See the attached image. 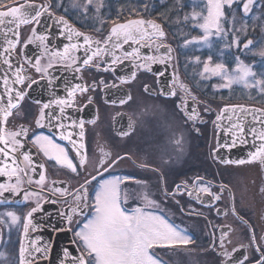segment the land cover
<instances>
[{
	"label": "flooded vegetation",
	"instance_id": "af4514ba",
	"mask_svg": "<svg viewBox=\"0 0 264 264\" xmlns=\"http://www.w3.org/2000/svg\"><path fill=\"white\" fill-rule=\"evenodd\" d=\"M189 1L191 0H102L103 6L97 13L96 6L101 0H93L85 13L83 6L86 0H78L77 7L73 6L74 0H35L36 3L45 5L50 2L51 13L57 17H64L77 31L90 36L93 40L104 41L112 27L133 19L155 21L162 26L166 35L155 42L145 40L141 41L140 45L131 41L124 44L122 50H116L123 63L111 65L112 58L109 55L97 57L90 65L83 67L79 61L73 64L71 60L56 58L52 60V66L47 67L50 62L49 55L33 37V28L38 34L47 36L46 43L52 51H62L65 45L80 43V51L69 49V55L80 60L84 57L83 37L73 35L72 40H68L69 32L65 27L50 25L47 14L41 17L39 25L33 23L21 27L20 43L15 52L20 60L21 75L27 77L24 84H20L26 95L20 108L14 110L4 127L11 131H18L21 125L28 128L25 151L32 155L37 166L39 163L44 164L46 180L43 185L36 184L38 174H33L28 168L26 169L28 176L32 177L33 182L24 183L22 188L39 195L29 196L27 201L23 200V192L20 195L5 192L4 196L0 197L11 201L8 204H0V213L15 211L22 217L20 223L13 225L11 229L7 224H0V252L8 254L10 264H18L25 223L23 217L31 208L37 207V201L40 209L46 204L57 209L69 225L82 251L74 233L78 222L82 224L91 218L92 209L85 208L86 215L71 213L73 220L71 223L68 222L66 216L70 214L69 210L77 205L75 190L85 178L90 179L88 173L97 174L98 164L102 158L108 159L111 163L119 156H124L125 159L119 160L108 172L99 169L103 175H97L92 184L97 185L112 175H132L148 181L153 198L160 203V208L153 211L163 215L179 229H183L194 241L186 247L157 249V255L167 264H222L225 258L219 253L225 250L231 253L234 248L238 249L233 253L234 259H243L247 256L245 264H257L262 258L264 191L261 189L264 188V168L259 164L225 165L213 159L212 152L217 147L218 136L223 129V109L232 105L264 109V93H261L260 89H252L245 97L236 91L223 92L216 87L215 78L208 80L200 75L198 65L192 63L193 58H190L187 51L183 52L186 49V46H183L184 40L198 34L195 29L197 23L184 19L185 16L190 18L191 10L185 4ZM16 2L21 4L24 0ZM43 22L45 25H42ZM182 30L188 31V37L185 39ZM29 38L34 42L28 44ZM113 41L115 42V38ZM161 42L171 46L173 58L167 63H152L151 72L136 67L142 63L141 60L134 62L122 55L123 51L139 48L141 56H162L166 49L162 47L157 50L155 47V43ZM146 43L151 46H143ZM38 57L41 67H47L46 73L37 72L32 66ZM29 60L32 63H29ZM109 66L115 71L104 70ZM76 67H81V70L75 71ZM132 71H136V79L131 83H121L120 78L128 77ZM161 72L163 75H158ZM33 80L37 82L32 83ZM181 83L188 87L189 93H185L180 87ZM77 85L86 86L88 91L81 93L76 89L75 104L65 105L63 116L58 105L53 104L46 109L43 121L46 126L38 127L35 121L39 118L43 103L69 99L68 93ZM144 85L149 86L148 92L144 91ZM170 91H175V95H168ZM127 94L132 96V100L120 105L119 100L125 98ZM193 108L198 113L196 120L188 119L186 114H191ZM49 113L52 117L61 116L60 122L66 125L67 131L72 132V139L76 141H79L77 135L79 129L72 121L78 122L81 119L85 121L84 143L89 164L80 169L79 176L56 165L54 161H49L39 148L31 143L34 134L51 136L56 143L65 147L69 155L76 158L74 162L78 163L79 158L75 149L67 140L60 139L59 132L63 130L47 126ZM217 116L221 119L217 120ZM92 120L96 121L95 124L89 122ZM249 121L250 128L255 127L257 131L264 128L259 122H253V117H249ZM52 123L55 124L57 121L53 119ZM130 123L133 130L129 135L122 136V132L129 130ZM19 139L23 140L24 137ZM178 140L179 144L176 143ZM223 149L229 150L221 148L217 156L223 157ZM105 152L111 155L104 157ZM16 155L23 167L21 154L18 152ZM140 164H148L150 167L147 170L142 169L139 167ZM40 171L44 170L37 167V173ZM53 181L56 183L53 184ZM7 182L8 177L0 176V183ZM177 185L181 186V191L176 190ZM202 186H209L211 193L220 195L221 199L215 200L213 195L200 192L199 188ZM57 188L67 189V192L55 191ZM164 189L168 193L175 192V195L164 196ZM189 191L193 193L191 196L188 195ZM93 197L94 193L90 187L87 200L89 205L92 204ZM16 201L21 203L17 204ZM79 203L83 206L85 201L81 200ZM253 230L256 236L255 243L251 240ZM222 231L228 232L225 249L219 247ZM240 245L244 247L241 248ZM256 245H260V251L256 250Z\"/></svg>",
	"mask_w": 264,
	"mask_h": 264
},
{
	"label": "snow or ice",
	"instance_id": "6c2138e0",
	"mask_svg": "<svg viewBox=\"0 0 264 264\" xmlns=\"http://www.w3.org/2000/svg\"><path fill=\"white\" fill-rule=\"evenodd\" d=\"M93 0H86V4L83 6V10L86 13L88 11V5H92ZM234 0H206L205 8L206 14L193 12L192 20L199 21L195 26L198 27L203 35L200 37H194L189 40L184 41V45L187 46L193 43H204L208 47H211L210 37L213 35H220L221 33H226L223 27L222 21L226 19L225 7L231 8ZM254 3V0H246L243 3V12L248 13L250 11V6ZM73 6H79L78 0H74ZM103 6L102 0L96 6V12L98 13L100 8ZM51 3L47 5L36 3L35 0H24V3H17L16 0H0V26L2 25H14V28H8L9 32H13L16 37L14 40H8V47L4 49L5 52L11 53V50L15 49L20 43L19 29L21 25L27 24H40L41 17L45 14L51 16L50 11ZM185 20L189 17L185 16ZM58 20L64 24L65 29L69 32L67 37L68 40H72L73 35L76 37H83L84 46V57L80 60L78 57L70 56L69 49L73 51H80V43H72L70 45H65L62 51H52L47 46V36L43 34H38L33 28L32 34L35 40H38L44 48V52L49 55V65L52 66V60L59 58L60 60H71L73 64L78 61L83 66H88L97 57L111 56V65L117 63H123L120 55H117V49H123L124 44H128L130 41L134 44L140 45L141 41H152L161 40L165 37V32L162 26L155 21H145L143 19H133L128 20L126 23L116 24V26L111 28L109 35L104 41L99 39L93 40L90 36L85 35L77 31L75 28L71 27L64 17H59ZM115 24V21H113ZM148 25V27H145ZM149 28L151 31H149ZM115 38V42L113 41ZM33 39L29 38L28 44L33 43ZM239 44V41H235ZM111 44V48L109 45ZM252 44L251 40H248L244 45L248 48ZM93 45L95 47L93 48ZM143 46H151V44L146 43ZM27 47V44L24 45ZM157 50L160 48H165L166 51L162 56H141L139 48H133L132 51H123L122 55L124 58H131L134 62L136 60H141L142 63L136 65L137 68L151 72L150 65L152 63H167L173 57L171 55L173 49L170 45H164L161 43H155ZM90 52V54H89ZM260 56L264 57V50H260L258 53ZM43 55V53H42ZM27 60L28 58L25 57ZM196 61L199 62L200 58L197 56ZM239 60V58H237ZM32 63L31 60L28 61ZM3 63L8 65V69H12V63L9 56H6ZM37 72L46 73L47 67L42 68L40 63V58H36L35 63L32 65ZM81 67H76L75 71L79 72ZM105 71L111 70L115 71L111 66L106 67ZM21 69H17L14 73L15 80L12 84L23 85L27 77L22 76ZM158 75H163V72ZM200 75L208 79L210 77H219L223 83L217 85V88L231 89L234 84L243 85L245 88L260 86V92L264 93V80H259L255 82H250L249 77H254L255 73L252 72L251 68L244 65L242 61L237 63L234 71L229 72L227 66L224 63L212 64V57H208V61L203 65V71ZM137 77L136 71H132L128 77H121V83H131ZM37 81L33 80L32 83ZM51 83V80L49 81ZM4 92L5 96L0 95V176L8 177L7 183H0V197L4 196L5 192L12 193L14 195H20L23 192V200L27 201L29 196H38L39 193H33L30 191H25L22 188L24 183L31 184L33 182L32 177L28 176L26 169L30 168L33 174H38V179L35 183L38 185H43L46 180L44 174L45 166L43 163H39L37 166L36 162L33 160L32 155L25 151V144L28 141V128L23 125L20 126L18 131L7 130L4 125L7 124L8 118L13 115L14 110L20 108L21 102L24 100L26 92L23 90L15 89L10 86L9 80L7 79V74L3 78ZM31 87V84L28 85ZM94 87V86H93ZM115 87V85H113ZM180 87L189 93L190 90L184 84H180ZM79 89L81 93L88 91L86 86L77 85L73 91L68 93L69 99H56L43 103L39 118L36 119L35 123L38 127H45L43 123L45 120V110L49 109L53 104L59 106V112L63 116L65 108L64 106H72L75 104V92ZM144 91H149V86L144 85ZM168 95H175V91H170ZM193 100L196 98L193 96ZM132 100V96L127 94L125 98L119 100L120 105H124ZM91 98H89V103ZM40 103V101H36ZM112 103H116L112 101ZM186 106V102H185ZM231 110L233 113L239 111L241 113L252 114L253 122H259L264 126V109H254L245 108L241 105H232L229 109L226 106L223 111ZM259 113V115H256ZM188 119L196 120L198 113L195 108L192 109L191 114H188ZM49 116L48 127H54L62 129L59 132L60 139L67 140L72 147L75 149L76 156L79 158L78 163L74 162L76 159L69 155V151L61 146V144L56 143L51 136L46 135H36L34 134L31 143L36 145L43 156L49 161H54L56 165H59L71 173L80 175V169L85 168L89 164V158L86 151V146L84 143L85 137V121L83 119L77 121H72V124L78 127L79 131L77 133L79 141L72 139V132L67 131V127L61 121V116L52 117L51 113ZM55 119L57 123L53 124L52 120ZM221 117L217 116V120ZM231 120V117H228ZM241 119L238 117V120ZM95 124V120L89 121ZM129 130L127 132H122V136H127L133 130L132 123L129 124ZM235 130V131H234ZM232 132L233 138L231 143H217V147L213 150V159L219 160L220 163L228 165H244V164H259L264 168V128L257 131L255 127H252L249 131V135L253 137L251 143L253 145L252 151H249L247 158L242 159H225L223 157L217 156L221 148L231 149L237 146L239 143H248L243 136L238 137V133L244 132V126L242 123H233L228 129ZM19 137H24L23 140ZM257 141L259 143L257 144ZM177 144L180 141H176ZM20 153L22 156L23 167L21 166V161L17 157L16 153ZM110 153L105 152L104 157L110 156ZM125 159L124 156H119L109 163V160L102 158L99 161L97 174L92 175L88 173L89 178H85L83 183L80 184L79 188L75 190V200L77 201L76 207L69 210L66 219L69 223L73 220V215L75 213L78 215H86L84 213L85 208L91 207V218L86 219L82 224L78 222L77 230L74 235L78 239L82 251L76 257L72 258V264H167L163 261L156 253L157 249H172L180 246H188L192 244L193 238L186 234L183 229H179L173 223H170L163 215L158 214L153 209H159L160 203L153 198V193L150 191L148 181L146 179L137 178L132 175H112L108 179H104L98 182L97 185H93L92 181L97 179V175H103V172H108L113 168L119 160ZM107 165V167H105ZM37 167L41 170L37 173ZM140 168L149 169L148 164H140ZM99 169H103L100 172ZM152 171H158V169H151ZM13 178L14 182H13ZM199 179V178H198ZM56 181H53L55 184ZM92 188L94 197L91 205L87 203L89 188ZM187 185H185V188ZM177 191H181V186H176ZM55 191L67 192V189H55ZM200 192L208 193L213 195L215 200H220L221 197L218 194H212L209 186H202L199 188ZM223 191V186L221 187ZM264 191V188L261 189ZM193 193L188 192L191 196ZM164 196H174L175 192L168 193L166 189L163 190ZM84 200L83 206L80 205V201ZM11 201L7 199H0V204H8ZM17 204L21 201H16ZM40 210L39 201H37V207L31 208L30 211L26 213L23 219L26 221L23 224L24 234L27 235L29 230V225L32 224L33 213ZM235 211V209H233ZM22 217L18 215L15 211H7L0 213V224H7L9 229L13 225L20 223ZM231 230V229H230ZM228 236V232H221V237L219 240V247L225 249V239ZM264 239V237H261ZM251 240L255 243L256 236L254 230L252 231ZM231 243V241H228ZM216 245L214 244L213 247ZM241 248L244 245H240ZM256 250L260 251V245H256ZM35 252L47 253V249L35 248ZM238 251L234 248L230 253L228 251H223L219 255L223 256L225 259L222 264H245L248 259L247 256L243 259L233 257V253ZM65 257H68L69 253L67 249L64 252ZM33 256V252L29 251L28 248L23 245L19 249L18 264H34V261L30 259ZM0 264H10L8 254L0 252ZM63 264V262H62ZM257 264H264V253H262V258L257 262Z\"/></svg>",
	"mask_w": 264,
	"mask_h": 264
},
{
	"label": "water",
	"instance_id": "95a60500",
	"mask_svg": "<svg viewBox=\"0 0 264 264\" xmlns=\"http://www.w3.org/2000/svg\"><path fill=\"white\" fill-rule=\"evenodd\" d=\"M246 2V1H245ZM260 0H254V3L250 6V11L248 13L243 12V4L241 6V14L245 19L251 18L253 15L257 4ZM22 4V3H21ZM50 18V25L58 26L63 25L62 22L58 20L59 17L52 13ZM69 24V23H68ZM42 25H45L44 22ZM70 25V24H69ZM21 25L19 29L16 31L19 32V40H20V31ZM53 26V27H54ZM73 27L72 25H70ZM14 25H2L0 26V95L5 96L6 101V93L4 92V84L3 78L5 74H7V79L9 80L10 86L15 89L20 88V84H12V81L15 80V71L17 69H21L20 60L16 55V48L11 50V53L5 52L4 49L8 47L7 41L14 40L16 37L13 32H9L8 28H14ZM74 28V27H73ZM252 44L248 47L251 48ZM17 47V46H16ZM245 49V47H244ZM6 56H9L12 63V69H8V65L3 63V60ZM21 74V73H20ZM245 108H253L245 105ZM231 107H229L230 109ZM256 109V108H254ZM256 115H259L257 113ZM231 117V120L228 119ZM238 117L241 118L238 120ZM249 117H252V114L249 113H241L239 111L233 113L231 110L223 111L222 113V124L223 129L220 132L218 138L219 143H231V139L233 138L232 132H229L228 129L231 127L233 123H242L244 126V132L238 133L239 136H243L248 143L241 144L237 143L236 147L231 148L230 150L223 149V158L225 159H236V158H247L249 151L254 150L253 145L251 143L253 137L249 135L250 126H248ZM235 131V130H234ZM259 141H257V144ZM26 222V221H25ZM22 245L28 248L29 251L33 252V256L30 257L34 261V264H72V258L76 257L80 254V249L77 246L72 231L69 228V225L65 221V219L60 215L55 207L50 204H46L39 211L33 213L32 216V224L29 225V230L27 235L23 232L22 237ZM21 245V246H22ZM35 248L47 249V253L44 254L42 252H35ZM67 249L69 255L65 257L64 252Z\"/></svg>",
	"mask_w": 264,
	"mask_h": 264
},
{
	"label": "rangeland",
	"instance_id": "374dc122",
	"mask_svg": "<svg viewBox=\"0 0 264 264\" xmlns=\"http://www.w3.org/2000/svg\"><path fill=\"white\" fill-rule=\"evenodd\" d=\"M243 1L245 0H234L231 8L225 7L226 19L222 21V24L226 33L211 36V47H208L204 43H193L185 47L186 49H184L183 52L187 51L190 58H193L192 63L195 62V64L198 65L199 72L203 71L204 63H206L208 61V57L211 56L213 65L216 63H224L230 73L235 70L237 63L242 61L244 65L249 66L252 72L255 73L254 77H249L250 82L264 80V57L258 54L260 50H264V18L262 20L261 17L256 15L249 22L248 19L243 17L237 18L238 13L234 8L237 4H240L239 7H241ZM185 4L188 5V8L191 10L190 18L188 19L190 21H194L191 18L193 12L200 13L201 11V13L206 14V0H191ZM227 9L230 10L227 11ZM194 22L199 23V21ZM195 29L198 31V34H195L196 37L203 35V32L198 27H195ZM251 29L259 30L261 36L259 37L258 42L253 41L251 37L252 34L250 33ZM182 35L184 36L183 39H185L188 37V31L182 30ZM192 38L194 37L190 36L189 39ZM237 40L239 41L238 46L235 43ZM248 40H251L253 45L251 48L244 49V45ZM183 46L185 45L183 44ZM197 56L200 58L199 62L195 59ZM237 58H239V60ZM213 79L216 81L217 85L224 82L219 77L213 76L208 78V80ZM219 89L223 92L236 91L237 93L245 96L249 90L260 89V86L257 85L256 87L245 88L243 85L234 84L231 89Z\"/></svg>",
	"mask_w": 264,
	"mask_h": 264
},
{
	"label": "trees",
	"instance_id": "16d2710c",
	"mask_svg": "<svg viewBox=\"0 0 264 264\" xmlns=\"http://www.w3.org/2000/svg\"><path fill=\"white\" fill-rule=\"evenodd\" d=\"M17 1V0H16ZM244 2V1H243ZM240 5V4H239ZM239 5L237 4V6H235V10L237 11V13H238V17L237 18H239V17H242L241 16V11H240V7H239ZM230 9H227V11H229ZM256 15H258L259 17H261L262 18V20H263V18H264V0H260V3L258 4V6H257V8H256V10H255V12H254V14L252 15V17L248 20V22L249 21H251L252 20V18L253 17H255ZM240 20V19H239ZM250 33L252 34V39H253V41L254 42H258L259 41V37L261 36V34H260V32H259V30H257V29H251L250 30Z\"/></svg>",
	"mask_w": 264,
	"mask_h": 264
}]
</instances>
